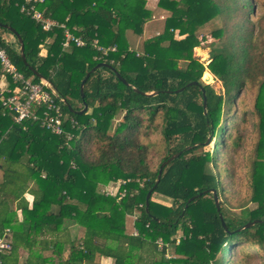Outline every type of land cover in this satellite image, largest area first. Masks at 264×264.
Segmentation results:
<instances>
[{
	"label": "trees",
	"instance_id": "trees-1",
	"mask_svg": "<svg viewBox=\"0 0 264 264\" xmlns=\"http://www.w3.org/2000/svg\"><path fill=\"white\" fill-rule=\"evenodd\" d=\"M22 1L0 0V23L20 34L28 66L48 79L71 109L86 104L87 110L78 114L62 106L63 125L74 133L66 145L62 135L38 121L15 123L0 102V235L6 233L11 245L1 254L2 263L40 237V248L59 258L69 246L56 263L39 253L34 264H101L102 258L111 264H264V0H157L166 13L162 30L137 44L140 52L129 35L140 36L153 17L146 0H45L39 9L84 41L69 48L61 45L63 29L42 30L20 11ZM207 23L211 47L204 64L193 49L203 41L199 29ZM97 46L116 49L102 54ZM0 47L25 77L39 80L24 65L16 36L3 26ZM100 62L109 66L89 73L81 96L82 78ZM206 70L221 82L222 92L201 80ZM4 79L14 85L9 76ZM244 89L252 91L251 108L242 111L238 100ZM247 114L257 137L247 169L250 190L234 213L220 177L223 172L232 181V167L220 160H229L241 145ZM70 118L77 129L69 128ZM210 134L212 149L196 152ZM152 145L160 151L154 168ZM176 152L163 166L146 210L159 165ZM118 179L125 183L115 194L101 191ZM254 219L261 221L243 228ZM70 224L83 227L81 238H68Z\"/></svg>",
	"mask_w": 264,
	"mask_h": 264
},
{
	"label": "built area",
	"instance_id": "built-area-1",
	"mask_svg": "<svg viewBox=\"0 0 264 264\" xmlns=\"http://www.w3.org/2000/svg\"><path fill=\"white\" fill-rule=\"evenodd\" d=\"M45 0H23L20 4V11L25 15L30 16L36 23L41 26L44 31H49L55 27L63 29L64 39L61 42L63 48H69L70 44L74 43L77 46L83 45L84 41L79 36H75L65 26L64 23L58 22L56 19L46 15L38 5L43 4ZM47 42V41H46ZM102 54H106L108 50L114 51L115 46L103 49L98 47ZM98 57L97 59H101ZM0 102L6 111L13 114L15 123H20L24 119L38 121L40 126L51 133L62 135L66 145H69L74 133L69 131L64 125L67 115L65 114L62 106L67 105L66 99L57 93L51 82L42 77L38 81H31L25 77L11 62L5 50L0 47ZM9 76L14 84L12 87L4 82V77ZM70 129H77L78 125L76 120L70 118ZM125 180L118 179L116 181L108 182L103 185L101 191L105 194H115L120 184H124ZM125 191H119V197L124 195ZM134 215L133 217H135ZM8 231L7 229L5 230ZM132 234H136L134 231ZM160 248L163 243L161 239L158 240ZM167 246V245H166ZM11 245L7 240V234L0 235V256L3 252L9 250ZM0 264L2 259L0 257Z\"/></svg>",
	"mask_w": 264,
	"mask_h": 264
},
{
	"label": "rangeland",
	"instance_id": "rangeland-1",
	"mask_svg": "<svg viewBox=\"0 0 264 264\" xmlns=\"http://www.w3.org/2000/svg\"><path fill=\"white\" fill-rule=\"evenodd\" d=\"M156 2H157V0H146L147 6H149L153 10V17L150 18L149 21H147L145 23L140 36L136 37L134 34L129 35L131 47L135 48L139 52L141 50V48L139 47V45H140L139 43L142 40L150 38L152 35L158 34L162 30L163 18L166 16V13H165V11H163L162 9H160L159 7L156 6ZM208 30H209V24L208 23L204 27L199 29V34L200 33L203 34L204 39H203V41L202 40L200 41L201 43H200L199 47L193 49V55L195 57L199 58V60L201 62H203L204 64H206L209 60L208 52H209V49L211 47V45H210L211 41L209 42L208 41L209 39H207V36H206V35H208V32H209ZM5 36L7 38L13 40V38L11 37L12 35L9 32H5ZM175 37L176 38L181 37L178 34L177 30L175 31ZM137 44H139V45H137ZM206 72L210 74L209 75L210 80L205 81L203 79V75L201 76V80L206 84H210L216 92H222L221 82L218 81L216 78H214V76L210 72H208L207 70H206ZM244 90L239 95V97H240V99H242V101L238 100V104L240 102L239 107L241 108L242 111H243V109L248 110L251 108V106H250L251 101L250 100H251V96H252V91L251 90H249V91L245 90L244 91ZM239 115H242L241 111H240ZM119 118H120V115H117L116 119H119ZM240 121H241V119L238 117L236 119V123L239 126L241 125ZM235 132L236 131H234L233 133L235 134ZM239 132L242 135L241 145L232 153V156L229 157V160H227L225 158L220 160L222 166L232 167V172H233V180L232 181H230V179L228 177H225L223 172L221 173L220 177H221L222 181H224V184H226L227 198H228L229 206L231 207L230 210H231V212H234V213L239 212V209L236 208L235 206L237 205V203L239 201H242V200L247 198L248 195L246 193L249 192V190H250V187L248 186L249 185L248 184L249 183V174L247 172V169H248L251 154L253 151L254 141L257 137V131L254 128H252V125L250 123V115L249 114L246 115V122L242 124V128L239 130ZM150 138L152 140H157V136L155 134L150 136ZM214 139L215 138L212 137V134L208 135L206 140L203 143L202 148L197 149L196 152L210 151L213 147ZM156 142L158 143V141H156ZM158 145L157 146L152 145V147L150 148V152L153 154V158H151V165L153 166V168L156 166V164L158 163V161L160 159V151L158 149ZM209 166L211 167L212 164L209 163ZM152 200L169 203V200L167 198L160 199V197H156V195H153ZM252 207H254V204H252V203L247 204V208H252ZM72 232H73V229H72ZM73 233H75V232H73ZM180 234H181V232L178 231L177 236H180ZM78 235H81V232L78 233ZM172 251H173V247L169 246V249L167 251L168 254H171Z\"/></svg>",
	"mask_w": 264,
	"mask_h": 264
},
{
	"label": "water",
	"instance_id": "water-1",
	"mask_svg": "<svg viewBox=\"0 0 264 264\" xmlns=\"http://www.w3.org/2000/svg\"><path fill=\"white\" fill-rule=\"evenodd\" d=\"M0 26H3L5 28H7L10 32H12L16 36V38H17V40L19 42V52H20V56L22 58V61H23L24 65L28 66V63L26 62V59H25V56H24V52H23V41L21 39L20 34L12 26H9V25H6V24H1V23H0ZM101 66H109V65L106 64L105 62H100V63H97L88 72H86L84 78L81 80V83H80V93H81V96L83 94L82 93V90H83L84 82H85L86 78L88 77L89 73L92 72V71H94L95 68H98V67H101ZM28 68L33 72L34 75L38 76L39 78H42L40 76V74H38L32 67L28 66ZM116 75L118 76V78H120L122 81H124V79L120 76V74L116 73ZM188 84L189 85L190 84H197V82L196 81H191ZM201 91H202V95H203V109H204V112H205V109H206V100H205V96H204V90L201 89ZM149 94H155V92H151ZM67 108H68L69 111L76 112L73 109H71V106L69 104H67ZM86 110H87V105L84 104L82 110L77 111L76 113L81 114V113H83ZM178 154H179V152H176V153L172 154L166 160L162 161L161 164L159 165L158 173H157V178H156V180H155L152 188H150L147 191L146 196H145V208H146V210H147V205H148V199L150 197V194H151L152 190L155 188L156 184L159 181L160 174H161V171H162L163 166L166 165L170 160L174 159ZM211 192H212V196H213V200H214L216 209H217V211H219V200H218V196L216 194V190L215 189H212ZM198 194H201V192H199ZM196 196L197 195H194V196L190 197L189 198V201L192 200V199H194ZM218 215H219V218H220V221H221L222 226H224V221H223V218H222L221 213H218ZM260 221L261 220H259V219H254V220L248 221V222H246L243 225V228H247V227H249V226H251V225H253L255 223H258Z\"/></svg>",
	"mask_w": 264,
	"mask_h": 264
},
{
	"label": "crops",
	"instance_id": "crops-1",
	"mask_svg": "<svg viewBox=\"0 0 264 264\" xmlns=\"http://www.w3.org/2000/svg\"><path fill=\"white\" fill-rule=\"evenodd\" d=\"M4 82L6 83V80H4ZM25 198H27L29 200V202H30L32 200V195H30L29 193H26L25 194ZM166 204H169V203H166ZM28 205H29L28 207H31L30 204H28ZM16 214H17L18 220H21L22 212H20L18 210L16 212ZM72 229H73V232H75V233L72 232ZM68 230H69V234H70V236L68 238L70 240L79 239L83 235V227H76L75 225L70 224L69 227H68ZM126 231H128V232L132 231L131 225H127ZM77 232L78 233L81 232V235H78ZM63 239L69 240L67 238H63ZM39 240H40V237L37 238V241H36L35 245H33V244L31 245V248L24 247V246H27V245L18 247V250L16 252L9 254V256L7 258V264H34L35 257L39 253L45 258H47V257L52 258L53 257V261L55 263L58 261L57 259H61V258L65 257V255L67 253V248L69 246L68 243L65 244V246H64V251H65L64 252V256L62 255L59 258L57 256H54L51 251L45 250V249H41ZM49 262L50 261H48V263ZM101 264H111V259L102 258L101 259Z\"/></svg>",
	"mask_w": 264,
	"mask_h": 264
},
{
	"label": "bare ground",
	"instance_id": "bare-ground-1",
	"mask_svg": "<svg viewBox=\"0 0 264 264\" xmlns=\"http://www.w3.org/2000/svg\"><path fill=\"white\" fill-rule=\"evenodd\" d=\"M197 48V47H196ZM210 74L209 73H207L206 71L204 72V74H203V79H205V81H209L210 79V76H209Z\"/></svg>",
	"mask_w": 264,
	"mask_h": 264
}]
</instances>
